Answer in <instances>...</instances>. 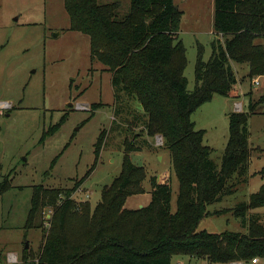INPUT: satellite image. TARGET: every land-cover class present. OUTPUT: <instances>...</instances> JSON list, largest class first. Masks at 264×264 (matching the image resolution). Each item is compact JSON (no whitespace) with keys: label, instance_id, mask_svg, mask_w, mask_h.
Wrapping results in <instances>:
<instances>
[{"label":"trees","instance_id":"obj_1","mask_svg":"<svg viewBox=\"0 0 264 264\" xmlns=\"http://www.w3.org/2000/svg\"><path fill=\"white\" fill-rule=\"evenodd\" d=\"M64 4L70 29L90 37L92 61L101 62L112 74L116 101L112 134L124 130L126 153L120 175L103 188L95 206L77 202L73 195L96 169L107 131L98 139L92 168L71 189H34L26 227H42V222L36 223L43 211H54L38 264H172L175 256L210 264L264 261V215L250 214L264 207V184L248 202L231 210L208 209L248 182L249 120L257 105L251 99L249 112L229 114V139L220 168L204 144L206 132L197 130L192 119L216 94L241 97L233 63L248 65L250 80L264 77V45L257 42L264 37V0H214L218 38L208 61L203 47L199 49L193 91L188 89L186 48L179 37L182 12L174 0H131L126 15L120 14V2L64 0ZM101 106L94 104L90 110ZM156 136L171 153V168L151 177L152 199L147 206L127 209L128 198L146 193L147 179L146 169L134 164L130 154L151 149L150 139ZM174 177L179 194L172 213ZM10 189L9 181L3 182L0 196ZM228 212L244 232L199 230L207 217ZM29 253L26 248L22 256L27 260Z\"/></svg>","mask_w":264,"mask_h":264},{"label":"rangeland","instance_id":"obj_2","mask_svg":"<svg viewBox=\"0 0 264 264\" xmlns=\"http://www.w3.org/2000/svg\"><path fill=\"white\" fill-rule=\"evenodd\" d=\"M99 1L120 2L121 15L130 10L131 0ZM174 1L182 12L179 37L186 48L188 89L193 91L199 49L203 47L204 60L208 61L212 42L217 39L216 33H212L214 0ZM257 42L264 45V37ZM241 67L237 79L242 91L249 92L242 100L252 99L257 105L249 120L250 149L254 150L248 182L238 185L236 193L225 197L224 203L210 205L212 212L248 202L264 184V101L260 102L264 97V78L258 77L260 85L253 86L247 66ZM115 102L112 74L101 62L92 61L90 37L70 29L64 0H0V105L10 104L7 109L0 107V185L7 181L11 185L0 196V264H12L9 255L13 253L21 259L18 264H38L50 229L48 217L54 211H43L36 223L39 226L42 222V227H26L34 189L42 186L67 190L82 180L95 163L96 144L103 131H107V138L97 167L74 193V200L95 206L101 200L103 188L120 175L126 153L125 133L119 129L112 134ZM234 102L216 94L192 117L196 129L206 132L204 144L211 148L210 159L219 168L229 139V114ZM99 103L103 106L94 112L77 109L78 104L91 109ZM244 110L249 112L248 107ZM161 138L150 139V143L155 142L151 149H142L141 154L131 157L133 163L145 167L149 177L144 183L146 187L150 186L151 176L171 162V153L161 144ZM160 156H164V162ZM178 194L179 181L174 179L172 213L177 210ZM138 198L145 203L150 201L147 196L133 197L128 203L130 209H136ZM259 212L264 215V209ZM199 230L244 232L232 212L209 216ZM27 244L30 253L26 260L22 254ZM183 258L175 256L172 264H181ZM190 264L210 263L193 260Z\"/></svg>","mask_w":264,"mask_h":264},{"label":"crops","instance_id":"obj_3","mask_svg":"<svg viewBox=\"0 0 264 264\" xmlns=\"http://www.w3.org/2000/svg\"><path fill=\"white\" fill-rule=\"evenodd\" d=\"M213 23H214V3H213ZM212 33H213V35H214V33H215V31H214V28H213V30H212ZM216 35V34H215ZM216 38H218V36L216 35ZM243 65H245V64H232V68H233V72H234V74H235V76H236V78H237V74H238V71L240 70V69H242L243 67H241V66H243ZM247 66V72H248V74H247V76L249 75V66L248 65H246ZM260 78H264V77H260ZM237 81H238V79H237ZM239 82V81H238ZM253 85V84H252ZM254 86V85H253ZM241 87H242V84H241V82H239V90H240V95H241V97L239 98V99H228V100H233V101H235L234 102V105H233V111L232 112H238V110H237V108H236V105L238 104V103H240L241 105H242V107H243V110H242V112H246L244 109H245V107H248L249 106V103H250V100H248V101H246V102H244L242 99L243 98H245V97H247V94H249V92H247V91H245V92H243L242 91V89H241ZM194 115V114H193ZM193 117V116H192ZM195 125H196V123H195ZM152 143V145L153 144H155V142H151ZM253 150H254V148H252L251 149V155H250V163H251V160H252V155H253ZM141 154V152H133V153H131L130 154V157H132V155H134V154ZM143 153V152H142ZM160 160L162 161V162H164V156H160ZM135 164V163H134ZM138 164V163H137ZM171 164H172V162H170V163H168V165L162 170V171H157L156 173L157 174H155V175H159V174H162V173H164L165 171H167L168 169H170L171 168ZM138 166H141L140 164H138ZM144 167V166H143ZM145 168V167H144ZM155 175H153V176H155ZM153 176H151V177H153ZM174 179H176L175 177H174ZM174 179H173V182H174ZM147 181H149V177H148V174H147V179H146V181L145 182H147ZM144 182V183H145ZM85 183V182H84ZM84 183L82 184V186L81 187H83V185H84ZM144 189H145V191H146V193L145 194H142V195H137V196H133V197H141V196H147V197H150V201H151V199H152V195H151V191H152V187H151V182H150V186H148V187H146L145 185H144ZM133 197H130V198H128L127 199V201H126V205H125V207L127 208V209H130L129 207H128V203H129V201H130V199L131 198H133ZM150 201H148V203H145V201L143 200V199H141V198H138L137 199V202L135 203L136 205H137V207H136V209H140L141 207H144V206H147L149 203H150ZM225 202V199H223V201L222 202H220V203H224ZM209 209V208H208ZM231 209H233V207L231 206V207H227V208H224V210H231ZM261 209H264V207L263 208H258V209H255V210H251L250 211V214H255V213H261V212H259V211H261ZM210 211V210H209ZM210 212H212V211H210ZM213 213V212H212ZM207 218H209V217H207ZM206 218V219H207ZM205 220V219H204ZM203 220V221H204ZM238 220V219H237ZM202 221V222H203ZM12 255H14V256H17V258H18V262H19V260H21L20 259V257H19V255L17 254V253H13V254H10L9 255V263H10V258H11V256ZM23 255V254H22ZM191 261H193V260H191L190 258H183L182 259V261H181V264H190L191 263ZM196 261V260H195ZM231 264H244V263H242V262H237V263H231ZM249 264H261V261L259 262H257V263H249Z\"/></svg>","mask_w":264,"mask_h":264},{"label":"built area","instance_id":"obj_4","mask_svg":"<svg viewBox=\"0 0 264 264\" xmlns=\"http://www.w3.org/2000/svg\"><path fill=\"white\" fill-rule=\"evenodd\" d=\"M219 38L222 39V35H220ZM252 84L257 87V86L260 85V81L257 78H255L253 80ZM0 107L2 109H7V108L10 107V104L9 103H1ZM236 108H237L238 112H242V110H243V107H242V105L240 103H238L236 105ZM77 109L78 110H87V111H89L90 110V106L89 105H86V104H78L77 105ZM160 140H161V144H163L162 138ZM79 202H83V201H80L79 200ZM51 217L52 216L49 215L48 219H50ZM48 224H49V227H50V223H48ZM10 262L12 264H18V258H17V256L12 255L11 258H10ZM257 262H258L257 259L253 260V263H257Z\"/></svg>","mask_w":264,"mask_h":264},{"label":"water","instance_id":"obj_5","mask_svg":"<svg viewBox=\"0 0 264 264\" xmlns=\"http://www.w3.org/2000/svg\"><path fill=\"white\" fill-rule=\"evenodd\" d=\"M232 73H234V72H232ZM70 105H72V104H70ZM141 208H142V207H141ZM26 248H27V249L29 248V244L26 245Z\"/></svg>","mask_w":264,"mask_h":264}]
</instances>
